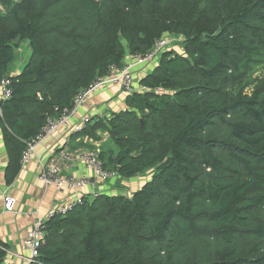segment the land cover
<instances>
[{
    "label": "trees",
    "instance_id": "obj_1",
    "mask_svg": "<svg viewBox=\"0 0 264 264\" xmlns=\"http://www.w3.org/2000/svg\"><path fill=\"white\" fill-rule=\"evenodd\" d=\"M168 36L182 51L85 132L109 134L99 159L120 179L151 180L56 215L32 264H264V0H0L6 184L49 117ZM21 41L31 55L13 76ZM8 252L0 240V264Z\"/></svg>",
    "mask_w": 264,
    "mask_h": 264
},
{
    "label": "crops",
    "instance_id": "obj_2",
    "mask_svg": "<svg viewBox=\"0 0 264 264\" xmlns=\"http://www.w3.org/2000/svg\"><path fill=\"white\" fill-rule=\"evenodd\" d=\"M127 62H129V57L125 60V63ZM156 65L157 63L154 62L134 69L136 90L142 91L139 86L140 79L149 75ZM20 72L11 73L15 76ZM126 100L127 94L118 86H106L93 94L66 127H60L37 147L34 155L25 166L21 167V171L10 186H7L5 180L8 154L3 139L0 110V199L3 205L2 196L5 192H9L16 202L15 211L13 212L4 211L2 206L0 212V240L8 247L11 253L9 261L12 264H31L29 262L30 253L24 251L22 245L37 222V216L44 218L48 212L73 203L79 197L87 196L91 198L89 189L76 191L65 189L63 192H59L54 187L47 188L38 180L41 167L56 164L60 167L64 176H74L76 178L91 175V171L76 159V154L89 152L100 155L106 150L104 143L107 139H110L109 134L103 130L96 131L99 140L91 138L85 132L95 122L110 119L113 114L125 111L127 109ZM87 121L89 122L85 131L75 132L76 127ZM109 150H115V147L112 145L107 151ZM64 154H69L70 159H62ZM137 179L136 177L125 180L117 176L115 179L102 182L97 192L100 195L123 194L131 197L142 184L136 186ZM128 181H130L129 184ZM124 184L129 186L131 184V187L128 189ZM125 191H128L129 194ZM30 213L32 214L29 215Z\"/></svg>",
    "mask_w": 264,
    "mask_h": 264
},
{
    "label": "built area",
    "instance_id": "obj_3",
    "mask_svg": "<svg viewBox=\"0 0 264 264\" xmlns=\"http://www.w3.org/2000/svg\"><path fill=\"white\" fill-rule=\"evenodd\" d=\"M183 38L177 36H168L159 39L154 45L153 49L144 55L129 56V62L124 63L122 67L113 66L106 76L98 77L89 87L82 90L74 99L72 107L62 114L60 117H49L46 125L41 133L27 142V149L23 153L21 159V167L25 166L31 157L34 155L37 147L47 138L53 135L60 127H66L70 120L78 113L79 109L89 100V98L106 86H118L121 90L129 95L136 91V81L134 78V69L145 66L151 63H158L161 55L168 49L174 48ZM11 81L7 78L0 80V101L7 100L11 97L12 90L10 88ZM75 128V132H83L87 129L88 123ZM76 159L83 163L84 166L91 171L89 176H81L76 178L74 176H64L62 170L56 164L42 166L38 174V180L42 182L47 188L54 187L57 191L63 192L65 189L69 190H90V197L82 196L77 198L73 203H69L61 208L52 210L43 218L37 216V222L28 233L24 240L22 249L30 253L29 262L35 263L39 257V250L42 247L44 238L47 233V222L53 219L56 215H64L75 206L82 205L85 198L95 199L98 194L97 189L102 182L115 179L118 175L107 169L104 163L99 159V155L89 152H79L76 154ZM62 159H70L69 154H64ZM3 209L7 212L15 211L16 202L9 192H5L2 196ZM30 213L29 215H31ZM10 251L4 264H12L9 261Z\"/></svg>",
    "mask_w": 264,
    "mask_h": 264
},
{
    "label": "rangeland",
    "instance_id": "obj_4",
    "mask_svg": "<svg viewBox=\"0 0 264 264\" xmlns=\"http://www.w3.org/2000/svg\"><path fill=\"white\" fill-rule=\"evenodd\" d=\"M174 49H176L177 51H182L180 42L177 43L176 45H174ZM30 55H31V49H30L29 42L28 41H21L18 49L16 50V60L11 65V72L16 74L17 72L22 71V69L24 68V66L28 62ZM104 146L106 148L105 151H107L108 148L110 146H112L110 143V140L107 139L106 143H104ZM151 177L152 176H151L150 172H146V173L138 176L137 177L138 178L137 183L135 185L138 186L139 184L142 183L138 190H140L148 181H150ZM125 180H127V179H125ZM138 180H141V181H138ZM129 183H130V181H128V184ZM128 184H124V186H126L129 189L131 187V184H130V186ZM125 192L127 194H129L128 191H125ZM125 192H124V194H126Z\"/></svg>",
    "mask_w": 264,
    "mask_h": 264
}]
</instances>
